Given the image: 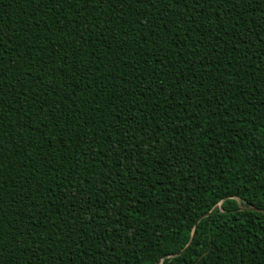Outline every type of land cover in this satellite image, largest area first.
<instances>
[{
	"label": "trees",
	"instance_id": "trees-1",
	"mask_svg": "<svg viewBox=\"0 0 264 264\" xmlns=\"http://www.w3.org/2000/svg\"><path fill=\"white\" fill-rule=\"evenodd\" d=\"M0 264H264V0H0Z\"/></svg>",
	"mask_w": 264,
	"mask_h": 264
},
{
	"label": "water",
	"instance_id": "water-1",
	"mask_svg": "<svg viewBox=\"0 0 264 264\" xmlns=\"http://www.w3.org/2000/svg\"><path fill=\"white\" fill-rule=\"evenodd\" d=\"M217 208L220 209V202L217 203L216 205H214L210 210H208V211H206V212H204V213H202V214H200L198 216L197 220L194 223L193 231L191 233V237H190L189 241L187 242V244L181 250H179L178 252L173 253V254H165L162 257H160L157 261H155L153 264H161V261H162L163 258L175 256V255H178L179 253H181L184 250V248L187 247L191 243L192 238H193V234H194V231H195V228H196V225H197L198 221L200 219H202L203 217L208 216L213 210H215ZM248 209L258 210V211L264 212L263 208L248 207Z\"/></svg>",
	"mask_w": 264,
	"mask_h": 264
},
{
	"label": "snow or ice",
	"instance_id": "snow-or-ice-1",
	"mask_svg": "<svg viewBox=\"0 0 264 264\" xmlns=\"http://www.w3.org/2000/svg\"><path fill=\"white\" fill-rule=\"evenodd\" d=\"M167 2L171 5L173 4V0H167ZM0 82H2V80H0ZM3 253H0V255H2Z\"/></svg>",
	"mask_w": 264,
	"mask_h": 264
}]
</instances>
